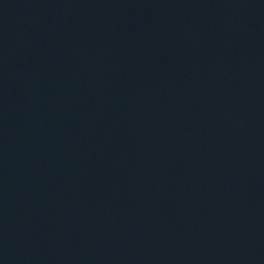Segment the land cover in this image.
<instances>
[{
    "label": "water",
    "instance_id": "obj_1",
    "mask_svg": "<svg viewBox=\"0 0 264 264\" xmlns=\"http://www.w3.org/2000/svg\"><path fill=\"white\" fill-rule=\"evenodd\" d=\"M0 264H264V0H0Z\"/></svg>",
    "mask_w": 264,
    "mask_h": 264
}]
</instances>
